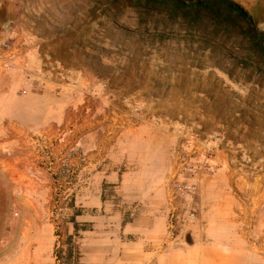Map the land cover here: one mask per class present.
<instances>
[{
  "label": "rangeland",
  "instance_id": "374dc122",
  "mask_svg": "<svg viewBox=\"0 0 264 264\" xmlns=\"http://www.w3.org/2000/svg\"><path fill=\"white\" fill-rule=\"evenodd\" d=\"M235 1L264 32V0ZM122 2L124 4L116 0H0V47L5 48L3 41H21L27 37V44L20 46L26 54L19 61L33 71L37 84L43 82L41 78L50 76L75 86L76 83L80 85V78L84 77L79 105L83 107L84 115L89 114V120L93 117V107L100 105L103 116L108 114V105L117 104L121 110L127 108L125 100L128 99V103L134 105V112L140 113L138 103L132 102L134 98H124V93L135 92L140 86L149 97L159 99L157 106H162L165 114L162 118H170L165 112L174 113L176 117H171L174 124L180 120L201 133L203 126H197L198 122L222 119L231 128L227 136L232 142L221 152L216 146L214 148L219 167L216 172L205 175L208 183L221 191L212 194L216 199L241 202L250 213L259 208L263 220L264 175L254 181L244 175L252 170L259 174L264 172V63L259 61L260 58L255 59L261 63L262 71L251 66L244 68L231 61L230 52L222 54L218 47L197 41L180 43L176 39H167L161 42L151 36L144 40L130 37L119 25L136 28L140 22L136 13L130 10L128 0ZM104 3L111 12L99 9ZM229 51L233 54L246 52L243 47ZM6 67L10 70L11 65ZM39 67L43 69L41 78L36 73ZM10 78L0 76V83ZM106 91L110 95L108 99L103 97ZM114 91L122 98H114ZM8 103L10 105L11 101ZM119 120L127 121V117L121 116ZM216 131L220 130L217 128ZM242 135L244 143L241 144L236 138ZM238 146L248 154L247 158L241 159L232 153ZM222 160L226 164H221ZM224 169H227L226 183L219 177ZM61 173L53 175L57 181L46 196L51 201L48 211L53 219V230L63 238L57 248V255L63 256V264H82L79 262L80 238L93 230L97 222L94 216H100L102 220L103 216L117 214L113 230L128 232L133 238L146 232L149 239H153L159 232L157 222L131 221L129 209L122 204L123 195L114 193L117 203L111 209L97 208L93 200L96 193L68 190L75 182V175L60 176ZM20 177L25 178L22 173ZM18 180L12 161L3 158L0 152V249L11 238L13 221L20 214L16 201L24 194L18 192ZM99 194L102 204L109 193ZM204 210L201 208L197 218L176 229L169 223L167 230H171L172 237L164 241V245L178 249L177 264H264L263 223L255 227L254 216L249 214L243 224H209L202 216ZM209 235L210 241H214L212 244L205 242ZM225 235H228V245ZM229 245L243 250L237 255L218 254V257L210 253Z\"/></svg>",
  "mask_w": 264,
  "mask_h": 264
},
{
  "label": "crops",
  "instance_id": "0c3cea01",
  "mask_svg": "<svg viewBox=\"0 0 264 264\" xmlns=\"http://www.w3.org/2000/svg\"><path fill=\"white\" fill-rule=\"evenodd\" d=\"M25 54L16 45L12 49L0 47V76L11 77L0 83V152L3 158L12 161L19 178L18 192L24 194L16 201L20 214L13 221L11 238L0 249V264L64 263L63 256L57 255L63 238L53 230V219L48 211L51 201L46 196L56 183L53 175L61 172L60 176L75 175V182L68 190L96 193L93 200L97 208L114 207L117 201L113 195L119 193L123 195L122 204L129 209L133 223L160 224L153 239H149L146 232L133 238L128 232L113 230L117 214L103 216L102 220L94 216L97 222L93 230L80 238L79 262L177 264L178 249L164 245V241L172 237L167 228L171 212L178 205L170 184L177 165L173 149L180 136L171 118L176 117L174 113L165 112L171 119L162 118L165 114L162 106H157L159 99L149 97L140 86L135 92L124 93L125 99L134 98L132 102L138 103L140 113L134 112V105L128 103V99L125 100L127 108L121 110L117 104L108 105V114L103 116L100 105L93 107V117L89 120V114L84 115L79 105L84 77H79L80 85L75 86L50 76L37 84L33 71L19 61ZM8 65H11L10 70H7ZM114 92V98H122ZM108 96V91L103 93V97L108 99ZM121 116H126L127 121H120ZM209 121H194V124L203 126L202 135L219 136L210 144L221 152L232 142L227 136L231 128L220 118ZM217 128L220 131L217 132ZM236 141L244 143V136ZM223 162L221 164H226ZM222 172L219 177L226 183L227 169ZM21 173L24 179H20ZM263 175L264 172L259 174L252 170L244 176L254 181ZM217 191L221 188L208 183L207 176L202 174L197 201L205 208L202 216L207 223L243 224L251 214L255 227L264 225L259 208L247 212L241 202L216 199L212 193ZM101 192L109 193L102 204ZM210 237L207 236L205 242L212 244ZM224 238L228 245V235ZM224 238L220 236L221 240ZM223 250L210 253L237 255L243 249L229 245Z\"/></svg>",
  "mask_w": 264,
  "mask_h": 264
},
{
  "label": "trees",
  "instance_id": "16d2710c",
  "mask_svg": "<svg viewBox=\"0 0 264 264\" xmlns=\"http://www.w3.org/2000/svg\"><path fill=\"white\" fill-rule=\"evenodd\" d=\"M116 1L124 4L122 0ZM128 5L140 22L136 28L119 25L123 33L130 34V37L144 40L146 36H151L161 42L167 39H176L180 43L197 41L209 47H218L222 54L230 52L228 57L231 61L244 68L263 69L255 59L260 58L259 61L264 63V32L235 0H128ZM99 9L111 12L106 3ZM195 29L205 31L195 33ZM213 38H222L216 39L221 43ZM240 47L246 52L233 54L229 51L230 48Z\"/></svg>",
  "mask_w": 264,
  "mask_h": 264
},
{
  "label": "built area",
  "instance_id": "2783aa9c",
  "mask_svg": "<svg viewBox=\"0 0 264 264\" xmlns=\"http://www.w3.org/2000/svg\"><path fill=\"white\" fill-rule=\"evenodd\" d=\"M3 41L5 48H16L27 44L28 38L23 37L21 41ZM43 69H37V75L42 77ZM64 76L63 72H60ZM42 80V78H41ZM179 132V140L173 152L177 159L170 179L171 187L174 191L178 205L171 212V228L176 229L180 224H184L198 217L201 212V205L197 201L199 193V181L202 174L214 173L219 167L217 153L211 146V141L219 139L218 135L205 136L195 128L180 120L176 121ZM241 159L247 158L248 154L241 147H234L232 153ZM239 155V156H238Z\"/></svg>",
  "mask_w": 264,
  "mask_h": 264
},
{
  "label": "bare ground",
  "instance_id": "6f19581e",
  "mask_svg": "<svg viewBox=\"0 0 264 264\" xmlns=\"http://www.w3.org/2000/svg\"><path fill=\"white\" fill-rule=\"evenodd\" d=\"M218 257V256H217ZM217 260V259H216ZM219 260V259H218Z\"/></svg>",
  "mask_w": 264,
  "mask_h": 264
}]
</instances>
